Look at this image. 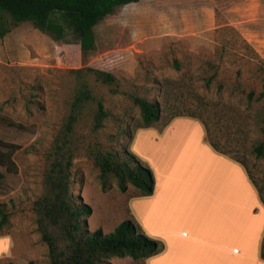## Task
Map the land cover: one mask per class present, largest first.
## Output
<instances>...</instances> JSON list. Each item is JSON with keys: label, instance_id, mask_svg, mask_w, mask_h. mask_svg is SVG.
<instances>
[{"label": "rangeland", "instance_id": "1", "mask_svg": "<svg viewBox=\"0 0 264 264\" xmlns=\"http://www.w3.org/2000/svg\"><path fill=\"white\" fill-rule=\"evenodd\" d=\"M95 34V48L89 51L71 39L57 41L28 21L0 38V112L25 125L0 122V138L21 146L14 154L17 172L0 166L5 171L0 203L11 212L9 223L0 229V262L50 264L32 205L43 192L48 151L77 87L76 68H84L109 112L105 126L93 131L95 105L85 110L78 127L82 142L128 148L157 174L163 167L162 152L171 146L151 143V132L159 137L176 118H191L188 114L195 112L208 120L219 146L246 163L264 199V155L257 156L254 149L264 144V96L259 97L264 70L258 69L264 64V0H139L102 20ZM89 66L110 70L119 91L99 83L86 71ZM129 93L160 100L164 117L171 110L182 116L167 126L162 120L143 128L140 108ZM198 146L191 136L174 146L172 154ZM72 171L74 194L93 208L90 230L108 233L132 217L128 203L138 194L134 186L121 192L113 179L103 191L99 168L84 150L75 157ZM110 261L145 264L131 256Z\"/></svg>", "mask_w": 264, "mask_h": 264}, {"label": "trees", "instance_id": "2", "mask_svg": "<svg viewBox=\"0 0 264 264\" xmlns=\"http://www.w3.org/2000/svg\"><path fill=\"white\" fill-rule=\"evenodd\" d=\"M138 1L0 0V38H4L20 22L28 21L57 41L71 39L77 42L82 50L89 51L96 45L95 27L102 20L115 16L117 10L123 6ZM175 67L180 68L178 61H175ZM258 69L263 71L264 64H259ZM72 71L77 75V87L71 96L68 114L48 151L43 192L32 205L37 216L41 240L48 246L50 264H113L110 261L112 257L131 256L136 260H144L160 254L165 249L164 242L149 236L134 217L124 219L108 233L101 228L90 230L88 227V217L92 214L93 208L82 201V197L75 195L72 188L74 159L81 150H84L99 168V180L103 191L111 188L114 179L121 192H126L129 185H132L138 191L136 196H149L155 189V175L152 168L128 148L119 150L99 141L86 144L82 142L78 127L85 110L87 108L89 110L92 104L95 105L92 116L93 131L105 126L109 112L103 99L94 93L88 77L85 76L87 73L84 72V68H76ZM86 71L99 83L110 86L115 92L119 91L117 77L110 70L89 66ZM170 83L172 81L167 80V84ZM166 93H169L168 90L165 91ZM128 95L140 108V126L143 128L153 127L162 120L164 126H167L171 120L182 116L181 113L171 110L170 114L164 117L160 100H150L138 94ZM254 95L255 91H250L249 97L252 98ZM263 96L264 91L259 97ZM188 115L203 123L207 142L216 151L240 162L255 184L246 163L237 156H231L212 138L208 120L195 112ZM0 122L16 128H25L24 124L15 122L1 112ZM124 134L134 137L131 130H125ZM20 147L17 143L0 138V166L4 167L6 172H17L14 154ZM254 149L257 156L264 155L263 143ZM5 171L0 170V187L3 184ZM261 200L264 203L262 196ZM10 215L11 212L6 205L0 203V229L9 223ZM261 256L264 258V238ZM0 264H36V262L9 261Z\"/></svg>", "mask_w": 264, "mask_h": 264}, {"label": "crops", "instance_id": "3", "mask_svg": "<svg viewBox=\"0 0 264 264\" xmlns=\"http://www.w3.org/2000/svg\"><path fill=\"white\" fill-rule=\"evenodd\" d=\"M159 132L150 142L171 147L162 152L161 171H153L154 192L128 203L145 232L165 244L145 264H264V203L245 167L216 151L198 120L176 118ZM191 136L200 146L172 154Z\"/></svg>", "mask_w": 264, "mask_h": 264}, {"label": "bare ground", "instance_id": "4", "mask_svg": "<svg viewBox=\"0 0 264 264\" xmlns=\"http://www.w3.org/2000/svg\"><path fill=\"white\" fill-rule=\"evenodd\" d=\"M185 175H186V173H185ZM181 178V177H180ZM177 181V180H176ZM180 182V181H179ZM174 183H175V181H174Z\"/></svg>", "mask_w": 264, "mask_h": 264}]
</instances>
